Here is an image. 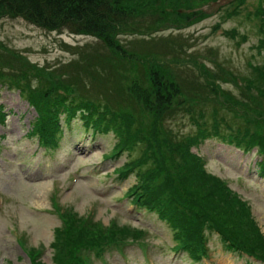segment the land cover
I'll return each mask as SVG.
<instances>
[{"label":"trees","instance_id":"1","mask_svg":"<svg viewBox=\"0 0 264 264\" xmlns=\"http://www.w3.org/2000/svg\"><path fill=\"white\" fill-rule=\"evenodd\" d=\"M123 1L0 0V19L22 20L44 34L67 33L93 39L71 47L74 58L68 63L41 69L29 61H17L16 53L7 51L13 61H0V89L19 93L43 121L58 111L69 117L81 114L84 123L90 117L100 120L121 140L116 149L129 153L130 160L120 170L121 175L136 171L147 199L159 207V213L171 216L168 221L172 228L190 222L194 230L204 220L218 223L230 227L234 237L226 238L232 245L264 256V239L236 211L241 210V204L205 178L189 153L191 146L207 137L264 153V133L256 130H264V61H246L245 70L231 68L228 61H189L195 57L187 52H192L193 43L203 38L191 28L216 12L202 9L216 0H141L133 8ZM167 1L171 8L168 12L162 9ZM245 1H233V9H225L223 15L235 14L234 8ZM220 21L212 27V33L220 28ZM257 33L264 36L262 18ZM226 34L231 36L230 32ZM67 46H62L63 51ZM257 50L262 54L264 38L258 40ZM177 56L184 61H176ZM133 65L139 68L141 83H147V92L151 93L147 110L155 116L154 123L147 126V137L138 120L121 117L119 111L123 104L133 102L135 111L142 113L135 94H128L122 86L123 73ZM34 70L41 77L29 74ZM58 76L61 80L54 83ZM98 97L105 102L102 104ZM177 117L192 130L180 133L172 128L170 121ZM198 185L203 196L197 194ZM62 218L64 222L53 232L50 263L33 262L36 252L29 250L33 264H84L88 252L98 256L102 246L123 241V228L117 223L108 229L73 210Z\"/></svg>","mask_w":264,"mask_h":264},{"label":"rangeland","instance_id":"2","mask_svg":"<svg viewBox=\"0 0 264 264\" xmlns=\"http://www.w3.org/2000/svg\"><path fill=\"white\" fill-rule=\"evenodd\" d=\"M261 2L264 0H248L239 16L223 23L222 30L235 28L240 35L247 37V41L238 49L235 46L240 40L239 37L230 40L222 36V30H219L213 36L208 37L207 41H205L207 38H201L198 44L193 43L195 48L192 52H187V55H193L204 61H228L231 68L245 70L246 60H251L250 55L255 53L253 47L257 43L258 35L254 28L256 21L244 17L253 13ZM123 3L127 5L126 7L133 8L137 7L141 0H125ZM162 6V9L167 12L171 9L169 1L164 2ZM214 22H216L215 17L191 31L199 35H208ZM0 41L18 52L17 61H29L35 64L36 68L41 69V66L54 67L55 64L57 66L59 63H68L74 58L71 47L93 42V39L67 33L60 36L44 34L43 31H39L22 20L7 18L0 19ZM64 43L71 45L70 49L63 51L62 44ZM0 52V61H13L11 54L1 46ZM5 52L7 55L4 54ZM209 57H215L216 60L214 58L210 60ZM176 58V61H184L181 56ZM255 60H259L258 56ZM141 61L147 60L141 58ZM166 68H163V71H166ZM138 73L137 65L136 67L131 66L128 73H123L122 86L128 94V91L135 94L133 98L137 101L142 113L135 111L136 104L133 102L123 104L119 111L121 117L129 116L138 120L141 131L147 137V126L154 123L155 115L147 110V96L151 98L149 95L151 93L147 92L148 84L141 83ZM29 74L41 77L37 70ZM60 80L61 77L58 76L53 82ZM36 81L37 79L34 83ZM163 85H167V79L163 81ZM229 89L233 90L232 85ZM98 98L102 104L105 102V99ZM0 106L6 114L4 126L0 125V195L3 197V204H0V264H29L28 257L21 246H18L17 240L20 238L24 243L26 242L27 247L42 249L41 260L50 263L49 244L52 241L53 229L60 225L59 211L61 212L65 207H72L82 216L87 215L93 209L95 210L94 219L97 218L104 225L114 219L113 217H120L124 220L118 221L120 224L143 228L147 231L146 235L149 234L147 243L150 255L147 261L153 260L156 264H172L177 261L180 262L177 264L191 263L185 255L177 258L170 251V245L172 246L175 241L167 223L160 220L156 213L134 208L123 196V193L135 184V176L132 174L126 181L121 182L117 180L114 172L111 173L114 168L127 161V151H124L114 162L105 160L106 156L112 153L116 142H121L116 132L96 134L94 138H90L89 133L83 136L80 143L78 134L81 136L85 131L82 130V124L76 118L71 124V129L62 130L64 133L62 139L60 135H56L59 143L53 151L44 152L38 147L37 138L25 137L36 117L27 101H23L17 92L2 89ZM62 122H60L61 125ZM166 124L168 125L167 121ZM169 125L180 133L192 130L181 117L170 121ZM256 130L264 133L262 129ZM75 133H77L76 136ZM43 134L47 135V133ZM194 151L204 158L206 163L204 167L210 174L225 180L229 189L252 207V215L256 223V227H252L253 231L255 233V229H258L264 235V177L260 178L254 171V162L257 157L254 155L251 157V154L244 155L234 147L216 141H206ZM66 165H68L66 171L62 170V173H59L61 166ZM36 170L41 172L40 179L34 175ZM71 175L77 177L74 185H70ZM191 184L194 185L192 182ZM196 191L198 195L203 196L200 185L197 186ZM54 202H57L61 208L54 209ZM108 212L113 213V216L109 217ZM11 232L14 234L12 235ZM209 241L211 250L216 249L217 251L216 257L220 259L218 263L224 260L229 264H243L245 257H230V252L224 249L216 234H212ZM160 249L164 252L161 253ZM128 251V263H145L138 247H132ZM174 256L175 260H171ZM120 259L121 256L117 252H112L106 256L105 262L106 264H121ZM248 262L257 263L253 260H248ZM94 263L103 264L99 261H94Z\"/></svg>","mask_w":264,"mask_h":264}]
</instances>
